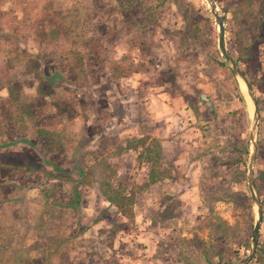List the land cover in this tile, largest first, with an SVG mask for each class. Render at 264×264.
<instances>
[{"label":"rangeland","instance_id":"obj_1","mask_svg":"<svg viewBox=\"0 0 264 264\" xmlns=\"http://www.w3.org/2000/svg\"><path fill=\"white\" fill-rule=\"evenodd\" d=\"M214 1L255 97L252 135L207 0H0V264H238L256 218L251 137L264 242V0ZM145 16L164 21L161 43L146 44L155 25L125 23ZM156 85L200 115L187 138L157 135L174 126L151 118ZM152 129L146 148L171 164L162 176L196 171L191 201L141 182L137 137ZM107 177L120 204L98 189Z\"/></svg>","mask_w":264,"mask_h":264},{"label":"crops","instance_id":"obj_2","mask_svg":"<svg viewBox=\"0 0 264 264\" xmlns=\"http://www.w3.org/2000/svg\"><path fill=\"white\" fill-rule=\"evenodd\" d=\"M148 7H150V5H147ZM163 7L161 8H155L157 10L159 9H162ZM145 14V13H143ZM139 23H137L136 21H132L130 20V22H126L125 23L131 27L132 25L134 24H140V25H147V24H153L155 25V33H151L148 35V33L146 32V36H147V40H146V44L147 45H150L152 43H156V44H159L161 43L160 40H159V36L157 35V32L158 31V26H159V30H163L162 27L164 25V21H162L161 19V23L159 21V19L157 18H150V16H145V17H142L141 19H136ZM131 39H134L132 36L130 37L129 40ZM152 50V49H151ZM148 51V55L149 53L151 54L150 50L147 49ZM199 73V72H198ZM157 88H160V89H163L162 86H158L156 85ZM158 94L159 97L157 98H153V100L149 101V103L152 104V109L153 111H155L156 113H154V115L151 116V118L154 120V121H158L160 120V122H164V123H167V122H171V126H174V128L172 130H168V127L165 126L164 124V130L162 131H159V133L157 134L158 136H162L164 134V136H173L175 135L173 132L174 131H178L180 137H185L187 138L188 136H190V134L192 133V131L194 129H196L197 127L195 126L198 121H199V116L195 117L194 114L191 113V110L189 109V106H187V104H184L182 102V100L180 99H172L173 97H171V95L169 94V92L165 89H163V91H157L156 92ZM165 94V96H164ZM186 101V100H184ZM197 105L200 107L202 106V104L198 101L197 102ZM195 105V106H197ZM206 109L204 110H207L208 114H210L209 116V119L207 120L208 123H212V121H214L213 116H211V109H213V106L211 104H208V103H205L204 104ZM199 108V107H198ZM210 113H209V111ZM203 110V107L199 108V111H204ZM158 118H161V119H157ZM195 118H196V122L194 123L195 121ZM147 119L150 120L149 117H147ZM198 119V120H197ZM178 124L179 126H175V124ZM156 131L158 132V130H160V127L157 129V127H155ZM155 131V132H156ZM151 132V133H150ZM144 135H145V138H144ZM144 135H140V136H143V139L144 140H141L142 142V147L145 146V148L147 147V145L149 144V141L151 140L152 137H155L156 135L153 133V129L150 130L148 132V130L145 131ZM141 138V137H140ZM158 138V137H157ZM142 139V138H141ZM143 149V148H142ZM149 149V148H148ZM151 150V149H150ZM167 149H159V153H160V158H159V161H158V164L157 166H159V168H161V170H164L165 168L163 167L164 166H167L168 164H170V161L166 158H164V152L166 151ZM179 150V149H178ZM185 150H189V149H185ZM212 154H217L219 149L215 150V149H210ZM176 152H181V150L179 151H176ZM225 153H236L238 154L239 153V149H225ZM241 153V152H240ZM250 154H251V149L249 151V157H250ZM153 161H150L148 163H146L147 165V168H151V166L153 167ZM174 161L172 160V171H174V169L177 168V165L176 163H173ZM142 164L144 165V162H142ZM163 164V165H162ZM171 165V164H170ZM241 166V165H240ZM243 167V165H242ZM146 168V170H147ZM196 172V171H194ZM194 172H189L186 177H184V179H177L176 177H164V176H159L158 178L155 179V181H148L147 180V173L145 171V173L143 174H146L145 178L142 179L141 178V182H143V185L147 184L149 186H156L157 188H159L158 186H163V184H169V185H172L173 187H177L178 189H181V190H177L178 191V194H182L184 192V194L181 195V197H183V200L185 201H191L190 197L188 198H185V196H189V191L186 190V188L184 189V187L186 185H190V186H194L196 185V177H195V173ZM180 185V186H179ZM182 185V186H181ZM183 187V188H181ZM180 191V192H179ZM108 200V199H107ZM109 201V200H108ZM259 231V230H258ZM259 234L260 232H258V237H257V241L260 239L259 237ZM259 238V239H258ZM257 245V244H256ZM257 250V248H256ZM255 255H256V251H255ZM254 255V257H255ZM254 257L252 258V260L248 263V264H251L252 261L254 260Z\"/></svg>","mask_w":264,"mask_h":264},{"label":"water","instance_id":"obj_3","mask_svg":"<svg viewBox=\"0 0 264 264\" xmlns=\"http://www.w3.org/2000/svg\"><path fill=\"white\" fill-rule=\"evenodd\" d=\"M207 1L210 5V10H211L210 12H211L212 16L214 17L216 25H217L218 45H219V48L221 50V53H222L225 61L227 62V66H228L232 76L236 80V83L239 84V79L242 80L244 86L246 87V93L250 97V100L252 101V104H253V117H252V121H251V135H252V133H254V130L256 127V118H258L254 94L251 90V87H249L246 79L243 77V75L236 68L235 62L230 57V55H229V53L225 47V34H224V25H223L224 18L222 15L217 14L216 2L214 0H207ZM251 140H252L251 141L252 147H251V154L249 157L248 171H247V175H246V178H247L246 184H247L248 191L252 197L253 204L256 208V218H255L254 224H252V228H251L250 244H249L250 247H249L246 255L243 257V259L238 264H248L252 260V258L254 257L255 251L257 248L256 244H257L259 224H261V221H262L261 204H260V200H259L257 194L254 191L253 178H252V163H253V159H254L255 154H256V142H255V140H253L252 137H251Z\"/></svg>","mask_w":264,"mask_h":264},{"label":"trees","instance_id":"obj_4","mask_svg":"<svg viewBox=\"0 0 264 264\" xmlns=\"http://www.w3.org/2000/svg\"><path fill=\"white\" fill-rule=\"evenodd\" d=\"M242 75L245 77V74L242 73ZM248 82V80H247ZM248 85L250 86V83L248 82ZM138 139H140V141L142 140L140 137H137ZM142 145V142L141 144ZM128 148H125L124 151H128ZM115 153L120 154L118 151H116ZM138 157H139V161L140 162H144V165L153 161V167L151 166V168H147L146 172H147V180L150 181H155L156 178H158L159 176H161L164 171L161 170V168H159V166H156L158 164L159 158H160V153H159V149H139V153H138ZM156 161V162H154ZM147 163V164H148ZM98 183V189L101 191V193L103 195L106 196V198L111 201L114 204H120L123 201V197L124 195H122L119 191L115 190L114 188H111V185L109 184V180L108 177L107 178H102L99 179L97 181ZM123 196V197H122ZM131 195H128V197L124 198L126 199V203H129V198ZM257 250H256V255L254 257V260L252 261L251 264H261L264 263V242L262 241H257Z\"/></svg>","mask_w":264,"mask_h":264},{"label":"bare ground","instance_id":"obj_5","mask_svg":"<svg viewBox=\"0 0 264 264\" xmlns=\"http://www.w3.org/2000/svg\"><path fill=\"white\" fill-rule=\"evenodd\" d=\"M240 80H241V79H239V85L241 86ZM241 88H242V87H241Z\"/></svg>","mask_w":264,"mask_h":264}]
</instances>
